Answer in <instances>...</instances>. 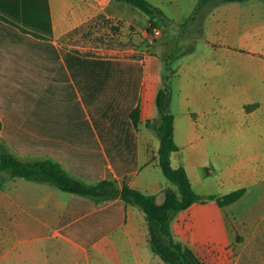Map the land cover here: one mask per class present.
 Returning a JSON list of instances; mask_svg holds the SVG:
<instances>
[{
  "label": "crops",
  "instance_id": "1",
  "mask_svg": "<svg viewBox=\"0 0 264 264\" xmlns=\"http://www.w3.org/2000/svg\"><path fill=\"white\" fill-rule=\"evenodd\" d=\"M149 1L161 11L157 39L151 16L126 1L0 0L9 19L0 18V139L22 158H50L87 182L112 179L162 201L174 189L152 178L168 64L181 148L172 164L201 195L215 194L196 189L201 168L215 169L219 196L246 188L231 204L209 199L173 213V236L219 250L218 264H264V0ZM20 180L0 264H167L140 207ZM240 202L246 208L233 212Z\"/></svg>",
  "mask_w": 264,
  "mask_h": 264
},
{
  "label": "trees",
  "instance_id": "2",
  "mask_svg": "<svg viewBox=\"0 0 264 264\" xmlns=\"http://www.w3.org/2000/svg\"><path fill=\"white\" fill-rule=\"evenodd\" d=\"M135 5L154 19L160 15V9L149 0H119ZM206 1V0H203ZM242 1V0H225ZM0 18L9 20L0 15ZM173 68L166 67L164 80L160 86L156 103L160 111L159 124L155 129L160 137L159 162L165 176L176 184L178 191H167L163 200L158 195L149 194L125 183L122 187L115 180L103 179L96 183L87 182L70 174L59 162L53 159H25L10 151L4 141L0 139V171H6L11 176L31 181L46 182L59 189L91 197L97 202L121 198L127 204L140 207L147 216L150 228V246L167 264H201L200 259L191 248L176 241L171 230L172 214L189 208L197 201L215 199L220 206L231 204L246 193V188H240L224 195H201L190 179L186 167L172 164V154L180 151L175 139V115L171 108ZM131 117L136 125L140 121V109L132 110ZM151 121H148L150 125ZM1 125V123H0Z\"/></svg>",
  "mask_w": 264,
  "mask_h": 264
},
{
  "label": "rangeland",
  "instance_id": "3",
  "mask_svg": "<svg viewBox=\"0 0 264 264\" xmlns=\"http://www.w3.org/2000/svg\"><path fill=\"white\" fill-rule=\"evenodd\" d=\"M210 153H212V151ZM209 160L210 158L208 159V161ZM175 162H176V158H175ZM200 171L202 174L201 178L203 182L195 181L196 189L198 191H204L206 193H215L219 195L220 193H218L217 191L218 189L214 188L215 186L213 185L216 179L215 169H213V173H210V170H207L209 172L208 173L202 168L200 169ZM152 178L153 180H156V181L158 180L159 182H162L165 187H168V186L173 187L174 190L179 192L176 184H174L172 181H170L165 176L162 170V167L160 165H158L153 170ZM202 184L208 185V186L203 189ZM24 187H26V183L20 180V178L13 177L6 171H0V219L2 221L1 228H0V238H1V244H2L3 251L9 248L10 236H11V230H12L10 219L8 217V213H9L10 205H11L9 195L11 192H13L14 195L17 193H21L19 189L20 190L24 189ZM22 193H25V192L22 191ZM251 197L252 196H250L249 198H245L244 200L245 203L248 202ZM21 199L22 200L24 199V195L21 197ZM242 205H243V202L242 204L240 202V204H235V206H233L231 209L235 213L238 211H242L243 208H246V207H242ZM223 240L227 242L228 244H230L233 240V237L228 232H226L224 234ZM197 242H198L197 244H192V243L187 242V245L192 249L194 254L200 259V261L202 262L201 264H218V262L216 261V258L219 255V250L217 249L213 250L208 245H203L201 240Z\"/></svg>",
  "mask_w": 264,
  "mask_h": 264
},
{
  "label": "built area",
  "instance_id": "4",
  "mask_svg": "<svg viewBox=\"0 0 264 264\" xmlns=\"http://www.w3.org/2000/svg\"><path fill=\"white\" fill-rule=\"evenodd\" d=\"M151 31H152V35L155 39L161 37L163 34V29L160 26L155 25V24L153 25Z\"/></svg>",
  "mask_w": 264,
  "mask_h": 264
}]
</instances>
